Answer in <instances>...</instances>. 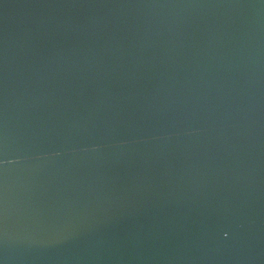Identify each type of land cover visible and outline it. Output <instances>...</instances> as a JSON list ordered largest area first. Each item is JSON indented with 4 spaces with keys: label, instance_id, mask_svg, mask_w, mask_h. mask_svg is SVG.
I'll list each match as a JSON object with an SVG mask.
<instances>
[{
    "label": "water",
    "instance_id": "obj_1",
    "mask_svg": "<svg viewBox=\"0 0 264 264\" xmlns=\"http://www.w3.org/2000/svg\"><path fill=\"white\" fill-rule=\"evenodd\" d=\"M0 264H264V0H0Z\"/></svg>",
    "mask_w": 264,
    "mask_h": 264
}]
</instances>
